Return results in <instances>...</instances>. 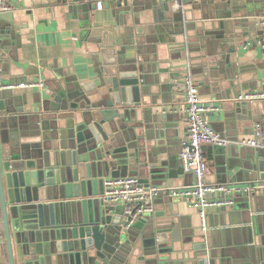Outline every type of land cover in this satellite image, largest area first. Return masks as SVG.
Wrapping results in <instances>:
<instances>
[{
    "label": "crops",
    "instance_id": "obj_1",
    "mask_svg": "<svg viewBox=\"0 0 264 264\" xmlns=\"http://www.w3.org/2000/svg\"><path fill=\"white\" fill-rule=\"evenodd\" d=\"M127 1L128 5L123 0H9L10 8L2 11L4 18L0 17V85H33L5 88L12 92L14 101L0 109V139L22 131L25 135L39 133L54 145L61 143L84 108L71 106L72 100L65 97L58 102L61 108H53L56 118L43 117L44 108L67 89L83 91L85 101L99 105L100 67L128 46L126 55L136 54L149 79L143 108H137L130 125L147 133L140 138L141 143L178 149L170 157L176 167L187 129L182 112L183 76L187 73L183 61L187 58L204 101L219 107L206 118L228 139L227 146L203 145L209 165L207 181L228 187L209 196L234 197L235 202L211 207L203 227L188 199L169 195L168 190L193 181L187 169L175 171L165 179L169 188L158 186L155 211L159 215L149 218L144 214L135 220L129 242L131 262L146 264L140 254L150 245L145 239L158 229L157 220L169 222L165 224L167 234L173 230L174 236L167 235L162 242V248L173 249V253H159L169 264H197L204 256V247L221 257L223 254L221 264H227L225 258L231 259L229 264H239L242 256L246 264L252 263L249 256L254 257V263L264 261V189L255 195L232 191L262 183L259 161L264 160V147L242 141L255 133L258 123L264 129V100L258 99L261 106L245 118H239L230 105L246 91L264 92V33L260 24L264 0H233L231 9L222 0H185L181 10H163L162 21L155 19L152 5L159 0ZM115 27H119L121 37H111L115 45H109L110 37L103 32ZM183 47L186 51H181ZM76 100L85 104L82 96ZM98 186L95 183L92 192L99 198ZM170 197L173 200L167 201ZM0 264H9L2 240Z\"/></svg>",
    "mask_w": 264,
    "mask_h": 264
},
{
    "label": "water",
    "instance_id": "obj_2",
    "mask_svg": "<svg viewBox=\"0 0 264 264\" xmlns=\"http://www.w3.org/2000/svg\"><path fill=\"white\" fill-rule=\"evenodd\" d=\"M222 1L231 9L233 0ZM123 2L128 5L127 0ZM152 5L159 21L165 19L163 10L172 11L169 1L159 0ZM0 17L5 15L1 12ZM103 34L109 35V45H115L111 37H121L119 27L104 30ZM127 51L128 46L119 50L112 62L100 67L99 105L85 101L83 91L67 89L55 97L54 104L44 108L43 117L49 119L56 118L53 108H61L58 102L64 97L72 100L71 106L84 108L75 118L76 126L68 127L61 143L54 145L39 133L25 135L22 131L0 139V207L9 264H16V260L18 264H136L131 262L129 242L137 222L129 223L126 206L106 203L102 197L94 196L92 188L97 183L100 194L106 176L127 175L139 177L146 186L169 188L165 179L177 170L184 171L185 164L181 159L178 166L171 165L170 157L178 149L163 150L141 143L140 138L147 133L130 125L137 108L143 106L149 79L146 66L136 54L126 55ZM187 60L183 68L194 71ZM79 96L84 105L76 100ZM11 99L14 101L12 92L1 88L0 109L6 108ZM261 102L237 98L230 105L239 118H245ZM259 170L264 185L263 159ZM258 189L264 186L244 194L255 195ZM159 197L154 199L155 210ZM170 200L173 198L167 199ZM155 210L146 216L159 215ZM160 222L157 220L158 229L145 239L150 245L140 257L146 259V264H169L168 258L159 253H173V249L162 248L167 235L174 236L173 230L167 234L165 224L169 222ZM202 251L204 256L197 264H221L223 254L216 255L207 247ZM242 257L239 264H246ZM249 259L253 264L254 257ZM229 260L225 258L227 264Z\"/></svg>",
    "mask_w": 264,
    "mask_h": 264
},
{
    "label": "built area",
    "instance_id": "obj_3",
    "mask_svg": "<svg viewBox=\"0 0 264 264\" xmlns=\"http://www.w3.org/2000/svg\"><path fill=\"white\" fill-rule=\"evenodd\" d=\"M169 1L172 11L181 10L185 0H163ZM101 8L103 3L98 2ZM10 8L9 0H0V12ZM264 33V16L260 20ZM188 69L183 76V95L184 105L182 112L186 117L187 129L181 139L180 157L185 164V169L193 175L191 184L174 188L170 195L175 198L188 199L192 206L198 211L203 227L207 224V213L211 207H226L234 204V197H216L209 196L213 192H223L228 190L222 183H209L207 174L209 165L204 156L203 145L211 143L213 145L227 146L228 139L225 135L217 130L206 118V114L215 111L219 107L212 102L204 101L200 86ZM33 85L32 82L11 83L0 85L1 88H13ZM240 100H264V92L249 90L239 95ZM244 144L254 147H264V129L258 123L255 133L243 139ZM263 183L248 185L244 187H234L233 192L251 191L263 187ZM231 189V188H230ZM158 186H146L137 176L127 175L120 177L106 176L103 181V200L108 204H127L126 212L129 216V223L132 224L136 219L144 214L154 212V199L158 194ZM3 240V233L0 223V241ZM259 264H264V261Z\"/></svg>",
    "mask_w": 264,
    "mask_h": 264
},
{
    "label": "trees",
    "instance_id": "obj_4",
    "mask_svg": "<svg viewBox=\"0 0 264 264\" xmlns=\"http://www.w3.org/2000/svg\"><path fill=\"white\" fill-rule=\"evenodd\" d=\"M0 223H1V229H2V233H3V242H4V246H5V251L8 253V251H7V247H6V243H5V236H4V231H3V225H2V220L0 219Z\"/></svg>",
    "mask_w": 264,
    "mask_h": 264
}]
</instances>
